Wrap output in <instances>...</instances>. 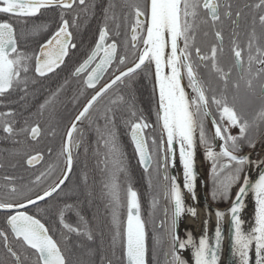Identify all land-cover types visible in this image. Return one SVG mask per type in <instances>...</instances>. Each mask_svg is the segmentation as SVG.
<instances>
[{"label": "snow or ice", "instance_id": "obj_1", "mask_svg": "<svg viewBox=\"0 0 264 264\" xmlns=\"http://www.w3.org/2000/svg\"><path fill=\"white\" fill-rule=\"evenodd\" d=\"M74 6L86 14L93 12L96 7L89 0H0V14H11L17 19L36 17L42 9L56 7L62 10L60 26L40 45L39 54L34 59V71L41 77L59 68L64 63L69 49L76 48V44L72 42L70 27H78L80 14L77 13L73 17L70 25L63 12L73 9ZM116 7L115 3L109 2L102 9L104 25L99 31L98 41L87 59L76 68L74 75L80 76L87 72L85 84L89 88H95L114 61L118 59L120 65L125 64L124 57H117V40L112 38L111 42H108L110 35L120 36L121 19L131 33L133 51H139L138 62L126 71H120L119 75L101 87L67 131L59 153L66 163L64 179L42 194L37 193L33 199L12 182L13 177L4 178L10 183L7 193L0 198V210L7 214L6 223L12 237L19 244L18 248H14L9 241V233L0 230V242L6 249L11 264H71L61 244L50 234L49 228L34 215L19 209L37 204L38 201L52 197L61 190V185L72 170L73 150L80 148L79 140L73 139V134L78 132L77 123L88 117L94 104L109 89L136 73L146 62L154 65L153 91L158 94L155 115L156 123L161 129L159 145L155 137L149 140L145 136V130L152 125L143 115H137L132 102L119 96L112 101V105H127L131 119L125 123L129 128L138 162L145 173L149 174L150 187V170L162 173V198L166 201V206L163 208L164 220L161 221L160 227L164 228L167 236L168 246L164 252L166 264H188L180 253L189 249L194 264L220 262L223 234L219 224L215 228L214 245L206 234L202 235L197 243L190 232L186 233L185 239H181L178 232L181 217L186 213L193 217L197 215L195 208L186 207L184 193L187 191L195 200L198 147L203 148L205 159L211 161L214 200L230 199L233 187L240 184L229 209L232 249L233 255L238 258V264H251L253 249L255 264H264V160L255 161L247 155H237L244 143L255 148L256 140L249 136V132L264 127V107L249 118L243 107L238 106L242 96L264 100V0H255L254 3L243 5L244 9L251 11L247 40L243 46L238 29L245 13L241 8L234 10L231 0H125L122 7L128 11L123 13L122 18ZM129 16L132 18L131 23ZM223 18H227L233 26L230 40L232 63L227 68L220 60L225 39ZM110 21L114 25L111 33ZM209 30L215 42L204 52L197 43V37L200 34L207 37ZM31 31H47V26L34 24ZM16 33L17 29L12 22H0V97L22 92L24 95L21 99H24L29 94L28 73L33 57L19 49ZM125 46L127 47V44ZM201 69H204L207 76L201 74ZM184 80L187 81L186 85ZM213 80L216 81L215 86ZM59 91L58 89L57 93L40 105L41 112L54 102ZM13 115L12 112H0V127L7 137L27 134L32 140L39 138L42 131L39 124L17 129L11 120ZM100 118L104 124L97 125L95 129L98 144L95 155L102 157L98 160L97 167H100L103 173V195L111 209L114 229L112 246L115 248L119 243L124 264H148L147 221L141 216L139 194L130 182L126 186H122L120 182L121 175H127V162L117 140L114 109L106 108ZM208 119H211L214 128L211 136L206 129ZM25 123L27 124V121ZM232 128L238 129V135H232ZM101 143L104 148L102 153L99 149ZM217 144L219 151L215 150ZM42 160L43 155L36 153L27 157L26 164L34 166ZM177 162L181 165L182 182L176 175H169V168H176ZM0 167H3V164H0ZM246 168L260 169L255 181L250 178ZM44 175L46 173L37 176L36 182L38 183ZM84 182L87 183V176L84 177ZM28 191L31 192V189ZM250 193L254 197V226L245 231V221L242 220L241 214L246 208V198ZM160 197V193L153 196L152 212L149 215L159 207ZM21 198L26 202H22ZM123 207L127 210L126 221H122L120 216ZM73 208V205H64L59 212V223L68 234L81 235L80 226H73L65 221V211ZM76 215L83 226V234L92 240L93 234L87 221L78 211ZM216 215L218 220L222 221L226 213L216 211ZM68 239L70 235H65V243ZM155 243L157 246L161 244L159 236L156 237ZM0 264H7V261H0Z\"/></svg>", "mask_w": 264, "mask_h": 264}, {"label": "flooded vegetation", "instance_id": "obj_2", "mask_svg": "<svg viewBox=\"0 0 264 264\" xmlns=\"http://www.w3.org/2000/svg\"><path fill=\"white\" fill-rule=\"evenodd\" d=\"M90 3H94L96 5L95 9L91 13H84L80 10L79 7L74 6L73 9L63 10L64 17H68L72 22L73 17L79 13L80 19L77 22L78 27H70V31H72V42L76 44V48L69 49L68 55L64 59V63L60 65L54 72L48 73L46 76H39L35 73L34 67H31L30 64V71L28 73L29 80L32 79V73L34 72L36 76L44 78L57 73L58 75V87L59 90L63 93V98L60 101L59 106V115L58 116H50V105L47 106L42 112L44 114L43 123L41 128V135L37 140H32L31 137L28 135V139L31 141L29 146L33 148V153L31 155H35L36 153H40L43 155V160L35 165V166H28L25 160V166L28 169V179L23 181L13 180L12 182L15 183L19 188L22 189L26 194L30 195L33 199L37 193L42 194L43 191L46 189L54 186V184L58 183L65 174L66 170V163L63 156H60L59 153L62 149V146L65 142L66 133L71 127L74 119L85 106V104L89 101V99L105 84L109 83L111 79H113L116 75L120 74V71L126 70L128 67L134 65H127V59L130 55L134 52L131 47L130 41V31L128 30L127 26L124 24L123 19H121V28H120V36L113 37L110 35L109 43L111 42L112 38L117 40L119 45L117 57H124L126 62L124 65H120L118 59L113 62L112 66L109 67L101 80L96 84L95 88H89L86 86L85 81L87 78L88 73H82L80 76L74 75L76 68L80 66L81 63L85 59H87L88 55L91 53L92 49L94 48L96 42L98 41L99 31L104 25V18L102 9L107 6L109 2H113L116 4V11L123 17V13L128 11L126 8L122 6L125 3V0H89ZM147 2V0H145ZM255 0H231L233 4L234 10L237 8L243 9L245 13V18L241 19V27L238 29L240 32V42L243 46L247 40V33L249 31V23H250V16L251 11L249 9H244L243 5L245 3H254ZM60 9V15H61ZM235 18V17H233ZM131 16H129V23H131ZM224 23L222 25L223 34H224V52L220 56L221 63L227 68L232 63V53L230 51V40H231V31L233 26L231 22L227 18H223ZM114 28L113 23L109 22V29L110 33ZM214 37L211 34V30H209V35L207 37L200 34L197 37V43L202 48L204 52H207L214 43ZM127 44V47L125 46ZM39 50V49H38ZM142 50V47L141 49ZM72 51V52H71ZM38 52V51H37ZM72 53V54H71ZM37 55V54H36ZM138 60V59H137ZM136 60V61H137ZM135 61V62H136ZM151 66L152 74H153V67L152 64H148L146 62L145 65L141 67L142 70L144 68L149 69ZM94 67V65H93ZM117 69H119L117 71ZM201 74L207 76V73L204 69H201ZM31 76V77H30ZM235 77V72L233 73ZM125 79V78H124ZM153 85H154V75H153ZM124 84L123 82H118L116 85ZM185 84V80H184ZM216 81L213 80V85L215 86ZM114 85V86H116ZM113 86V87H114ZM112 87V88H113ZM46 89V88H45ZM110 90V89H109ZM109 90L105 93L97 102L94 104L93 108L90 110L88 117L82 120L81 122L77 123L78 132L73 134L74 140H79L80 148L78 150H73V166L71 173H69L68 178L61 185V190H58L57 193H54L52 197H48L47 199L38 202L37 204L31 205L27 207L24 211H26L30 215H34L36 218L40 219L42 223H46L43 221L45 218L50 219H57L58 225L63 228V226L59 223V212L64 207L65 204L73 205L74 208L69 210V213L72 214V210L77 208V204L81 205L82 203L91 204L94 200V190L88 182L82 181V167L84 168L85 165H82V154L84 151V147L88 145V148H91L96 143L97 133L95 132L97 125L103 126L104 121L101 119V113L104 112L106 108L109 107ZM156 98V109H157V97ZM45 100L42 101L44 104ZM242 106L243 110L248 114L249 118L255 115V113L261 108L264 107V100L260 99L259 97L250 98V97H243L240 105ZM34 105L33 102H28L25 105H22L21 100L19 101L16 99V92H13L11 95H6L5 97H0V112L8 113L12 112L14 115L11 117V120L14 122V127L17 129L23 128L19 127L22 125L25 120L23 116H18V110L20 111L25 110L27 113H34ZM24 112V111H23ZM21 112V114L23 113ZM30 115V114H29ZM30 116H27L29 118ZM146 119V118H145ZM146 121L152 125V127L145 130V136L151 140L152 137L156 138L157 145L160 143L161 138V129L156 123V116L146 119ZM37 125V124H36ZM35 126V125H34ZM206 129L208 134L211 136L214 133V128L211 122V119L206 121ZM232 135H238V129L232 128L230 129ZM82 133V135H81ZM23 134L17 135L15 137H7V134L3 132L2 127H0V156L5 155L6 147L8 145L16 146L18 144V137L22 136ZM89 136V139L85 141L84 139ZM128 136L130 142L132 144L130 138V132L128 130ZM249 136L253 139L259 140L264 139V127H261L259 130L253 129L250 130ZM133 146V144H132ZM151 149V144L149 145ZM257 146V144H256ZM255 146V148H256ZM200 148V147H199ZM255 148L249 147L246 143L242 147L241 152L237 153V155H242L244 153L256 152ZM134 149V146H133ZM203 152V148H200ZM216 151H219V144L216 146ZM92 152V151H91ZM135 152V151H134ZM136 155V154H135ZM137 158V156H136ZM27 159V158H26ZM138 162V158H137ZM0 164L1 160H0ZM52 165L53 167H49ZM139 167L142 171L144 169L138 162ZM10 168L15 169L14 165H11ZM1 170V167H0ZM41 173H46V175L42 176L40 181L36 182V177L40 176ZM151 174V181L153 185L158 183V187L162 188L161 197L159 201V205H162L164 208L166 206V201L162 198L163 186L164 181L162 180V173L158 174L150 170ZM56 175V176H55ZM169 175H173L171 168H169ZM55 178L51 180V177ZM211 179V175L208 179V182ZM147 183H149V174L144 179ZM9 181L5 179H1L0 174V198H3L8 191ZM144 183V182H143ZM209 189L213 188L212 184H209ZM31 189V192L28 190ZM22 202H26L23 201ZM14 214V213H13ZM66 217V211H65ZM7 214L4 211H0V230H3L6 233H9V241L13 244L14 248H18L19 244L15 239L12 237L10 233V228L8 227L7 223ZM164 220V215H163ZM3 256L6 257V249L3 247L2 242H0V261H7V264H11L10 259H3Z\"/></svg>", "mask_w": 264, "mask_h": 264}, {"label": "trees", "instance_id": "obj_3", "mask_svg": "<svg viewBox=\"0 0 264 264\" xmlns=\"http://www.w3.org/2000/svg\"><path fill=\"white\" fill-rule=\"evenodd\" d=\"M60 17V8L53 7L42 9L38 16L30 18L17 19L11 14H0V22L8 21L14 24L17 29L16 35L19 49L33 57L31 63V67L33 68L35 65L34 59L40 45L58 29L61 23ZM64 18L68 19L71 25L70 19L68 17ZM34 24L46 25L47 31L33 33L31 28ZM138 55L139 51L133 52L127 59V65L135 63ZM32 79L28 87L29 94L24 99H21V96L24 95L22 92H16V99L19 101L21 100L22 105L28 102H33L34 105V113L32 115L31 113L25 112V110H23L24 112L20 111V109L18 110V116H23L25 122L27 121V124L24 122L22 125H19V127H29L36 124L42 126L44 114L40 110V105L43 100H47L54 93H57L59 89L57 73L47 78H41L36 76L33 72ZM152 79L153 74L151 66H149V69L144 68L136 71V73L132 74L130 77H126L123 85L118 84L109 90V107H112L115 111V131L117 140L127 162V175H121L120 182L122 186H126L127 183L130 182L134 190L138 192L141 202V216L147 221L148 264H166L164 252L168 246L167 236L164 228L160 227L164 215L162 205H159L153 214L149 215V213L152 212L151 200L157 193L161 194L162 188L160 186L158 187V183L156 185L151 184L150 187L149 183L144 180L148 173L142 171L138 165L133 146L128 136L129 128L125 123V121L131 119L127 112V105H112L113 100L119 96H123L125 101L132 102L135 105L137 115H143L146 119L156 116V98L153 91L154 85ZM31 81L35 82L31 83ZM62 98L63 93L59 91L55 96L54 102L50 104V116L59 115L58 110ZM21 112L23 113L21 114ZM27 116L30 117L27 118ZM88 139L89 136L84 140L87 141ZM30 142L28 135L23 134L18 137V144L16 146L8 145L6 147L7 152L5 155L0 156L1 163L3 164L0 170L1 179L4 180L6 176H11L14 180L23 182L28 179V169L25 166V160L33 153V148L29 146V144H31ZM88 147V145L84 147L82 154V165H85V167H82L81 177L83 182L85 176H87V181L91 182L90 184H92V187L90 188L94 190V200L91 204H77V208L72 210V214L69 213V210L66 211L65 217L67 223L73 226H80L82 234H68L67 230L58 225L57 219L42 218L49 228L50 234L61 244L71 264H108L109 261L111 264H124L122 249L119 243L115 248L112 246L114 229L111 222V209L108 206V202L102 190L103 173L101 172V168L97 167L98 160L102 158L95 155L98 147L97 138L96 143L92 146V152L90 151L91 148ZM86 149L87 151H85ZM99 149L101 153L104 151L102 143L99 145ZM11 165H14L16 168H10ZM55 176L51 177V180H53ZM21 200L23 199L21 198ZM77 211L87 221L88 228L93 234L92 240H89L87 236L83 234L84 229L83 226L80 225L79 217L76 215ZM120 216L122 221H126V207L121 208ZM65 235H70V239H68L67 243L64 241ZM157 236L161 238V244L159 246L155 243ZM3 259L9 258L3 256Z\"/></svg>", "mask_w": 264, "mask_h": 264}, {"label": "bare ground", "instance_id": "obj_4", "mask_svg": "<svg viewBox=\"0 0 264 264\" xmlns=\"http://www.w3.org/2000/svg\"><path fill=\"white\" fill-rule=\"evenodd\" d=\"M196 167H197V181H196V188H195V200H193L192 195L190 193H187L185 191L184 198L185 201H188L191 205V208H195L197 215L193 217L192 215L187 216V222L193 227V237L196 239L197 243L199 238L206 234L208 237L210 236V233L212 232L211 228L219 224L223 239H222V247L220 252V262L219 264H238V258L235 257L234 260H230L231 251H232V227H231V214L229 210H220V212L226 213V215L223 217L222 221L218 220L217 215H212L211 211L203 206L201 203V200L198 197L197 194V182L202 181L205 183L204 178V169H203V162L200 156V153L197 149L196 153ZM174 170L177 173L178 179L180 182L183 180L182 171H181V165L179 162H177L176 168ZM257 169L255 168H246V172L248 174L254 173ZM242 220L245 221L243 225V229L245 231L250 230L254 226V205L249 206L248 208H245L244 211L241 214ZM207 222V223H206ZM206 229V232H205ZM184 255L186 256L189 264H194V259L191 255V249L184 252ZM251 264H255V253L254 249L252 252V261Z\"/></svg>", "mask_w": 264, "mask_h": 264}, {"label": "water", "instance_id": "obj_5", "mask_svg": "<svg viewBox=\"0 0 264 264\" xmlns=\"http://www.w3.org/2000/svg\"><path fill=\"white\" fill-rule=\"evenodd\" d=\"M40 48V47H39ZM39 54V50H38V52H37V55ZM36 55V56H37ZM136 62H138V60L136 61ZM133 66V65H132ZM131 66V67H132ZM152 67H153V75H154V65L152 64ZM127 70V69H126ZM126 70H124V71H126ZM104 75V74H103ZM103 77V76H102ZM115 78V77H114ZM113 78V79H114ZM87 79V78H86ZM101 80V79H100ZM112 80V79H111ZM110 80V81H111ZM109 81V82H110ZM154 85H155V76H154ZM96 94V93H95ZM94 94V95H95ZM156 97H157V101H158V94L156 93ZM91 99V98H90ZM89 99V100H90ZM87 104V103H86ZM85 104V105H86ZM82 110H83V108H82ZM81 110V111H82ZM80 111V112H81ZM79 112V113H80ZM79 115V114H78ZM77 115V116H78ZM76 116V117H77ZM74 122H76V118L74 119V121H73V123ZM72 123V124H73ZM133 144V143H132ZM134 146V145H133ZM242 155H247V156H249L252 160H255V161H259V160H264V148L260 151V153L258 154V156L256 157V158H254V156H255V152H250V153H244V154H242ZM41 162V161H40ZM40 162H38V163H35V165H37V164H39ZM34 165V166H35ZM29 166V165H28ZM142 167V166H141ZM143 168V167H142ZM171 171H172V173H173V175H176L177 176V173H176V171L173 169V168H171ZM259 171H260V169H257L254 173H251V174H249L250 175V178L253 180V181H255V179H257L258 178V174H259ZM69 175V174H68ZM178 177V176H177ZM62 179H64V176H63V178ZM66 181V180H65ZM242 182H243V177H242V179H241V184H242ZM209 184H212V178L210 179V181L208 182ZM239 186H240V184H239ZM239 186H238V188H239ZM238 188L236 189V191H235V193L233 194V196H232V198H231V200L226 204V205H224V206H222V207H219V206H217L214 202H212L211 201V199L209 198V195H208V193H207V186H206V180H205V183H203L202 181H198L197 182V194H198V197H199V199L201 200V203L203 204V206H205L206 208H208L210 211H211V213H212V215L214 216V215H216V211H220V210H229L230 209V207H231V205H232V203H233V201H234V198H235V194H236V192L238 191ZM254 197H253V195L250 193L249 194V196L246 198V208H248L249 206H251V205H249V203L251 202V200L253 199ZM47 199V198H46ZM38 202H40V201H38ZM37 202V203H38ZM29 206H31V205H28L27 207H29ZM26 209V208H25ZM25 209H19V211H24ZM0 211H3V210H0ZM30 215V214H29ZM9 227V226H8ZM179 227H180V223L178 224V232H179ZM215 228H216V225L214 226V229H213V231L210 233V236H209V240H210V242L214 245V243H215ZM182 257H184L186 260H187V258H186V256L185 255H183ZM235 257L236 256H234L233 255V249H232V251H231V256H230V260L232 261V260H234L235 259ZM187 262H188V260H187ZM189 264V263H188Z\"/></svg>", "mask_w": 264, "mask_h": 264}, {"label": "rangeland", "instance_id": "obj_6", "mask_svg": "<svg viewBox=\"0 0 264 264\" xmlns=\"http://www.w3.org/2000/svg\"><path fill=\"white\" fill-rule=\"evenodd\" d=\"M186 84H187V81L185 80V85ZM188 91L190 92V89H188ZM256 144H257V146L255 148L256 154H255L254 158H256L258 156V154L260 153V151L264 148V139L257 140ZM198 151L200 153V156H201V159H202V162H203L204 178L206 180L207 193L209 195V198L217 206L222 207V206L226 205L231 200V198H232L233 194L235 193L236 189L238 188L239 184L233 187L232 196H231L230 199H228V200L215 199L214 200L213 197H212V189H209V186H208V179H209V177L211 175V161L205 159L204 154H203L204 152L199 147H198ZM242 177H243V174L241 176V179H242ZM177 179H178V177H177ZM185 205H186V207H190L191 208V205H190V203L188 201H185ZM249 205H251V206L254 205V198L251 200ZM188 215L189 214L186 213L183 217H181V219L179 221V223H180L179 235H180L181 239H185L186 238V233L187 232H190L192 235L194 234L193 233V227L186 220ZM213 229H214V227L211 228L212 231H213ZM184 252L185 251H182L180 253L181 256L184 255Z\"/></svg>", "mask_w": 264, "mask_h": 264}]
</instances>
